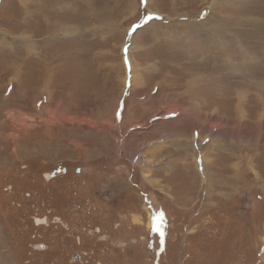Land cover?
Listing matches in <instances>:
<instances>
[{"label":"rangeland","instance_id":"obj_1","mask_svg":"<svg viewBox=\"0 0 264 264\" xmlns=\"http://www.w3.org/2000/svg\"><path fill=\"white\" fill-rule=\"evenodd\" d=\"M73 253L264 264V0H0V264Z\"/></svg>","mask_w":264,"mask_h":264},{"label":"flooded vegetation","instance_id":"obj_2","mask_svg":"<svg viewBox=\"0 0 264 264\" xmlns=\"http://www.w3.org/2000/svg\"><path fill=\"white\" fill-rule=\"evenodd\" d=\"M66 173V169H61V170H59V169H57V170H54L53 172H51V174L53 175V176H56V175H59V174H65ZM37 219H40V220H42L43 222H39V223H37V225H42V224H46V217H41V218H37ZM34 223H35V221H34ZM36 224V223H35ZM97 230L96 231H98V233L100 232V229L99 228H96ZM156 230H158V229H156ZM161 233V232H160ZM161 236H162V233H161ZM108 238H105V239H103V240H107ZM79 243V242H78ZM42 245H44L46 248L44 249V250H42V252H47V249H48V246L47 245H45V244H42ZM158 246V245H157ZM31 249V248H30ZM161 248H159V250H160ZM85 257H86V254L84 255ZM71 258L73 259H75V260H77L78 262H76V263H81V264H83V262L84 261H87V258H83L82 259V256L80 255V254H77V253H73V254H71Z\"/></svg>","mask_w":264,"mask_h":264},{"label":"water","instance_id":"obj_3","mask_svg":"<svg viewBox=\"0 0 264 264\" xmlns=\"http://www.w3.org/2000/svg\"><path fill=\"white\" fill-rule=\"evenodd\" d=\"M48 177H53V175L52 174H50V175L48 174L47 176H45L46 179H48ZM29 246H30L32 251H42V250H44L46 248L42 244H33V245H29Z\"/></svg>","mask_w":264,"mask_h":264},{"label":"bare ground","instance_id":"obj_4","mask_svg":"<svg viewBox=\"0 0 264 264\" xmlns=\"http://www.w3.org/2000/svg\"><path fill=\"white\" fill-rule=\"evenodd\" d=\"M56 5V4H55ZM57 6V5H56ZM27 12V11H26ZM27 13H29V12H27ZM165 16V15H164ZM228 18V17H227ZM49 64V63H48ZM10 69V68H9ZM42 69V68H41ZM14 70V69H13ZM43 70V69H42ZM41 72V71H40ZM49 76V75H48ZM47 76V77H48ZM223 78V77H222ZM41 79V78H40ZM43 80V79H42ZM70 83V82H69ZM43 84V83H42ZM43 86V85H42ZM47 87V86H46ZM48 88V87H47ZM44 89V88H43ZM46 89V88H45ZM45 91V90H44ZM43 92V91H42ZM43 97V96H42ZM47 98H49V97H47ZM50 100V99H49ZM57 105V104H56ZM48 107V106H47ZM55 108H58V106H56ZM41 109H43V108H41ZM41 109H39V112L41 111ZM13 139H14V136H13ZM202 163V162H201ZM201 165V164H200Z\"/></svg>","mask_w":264,"mask_h":264}]
</instances>
